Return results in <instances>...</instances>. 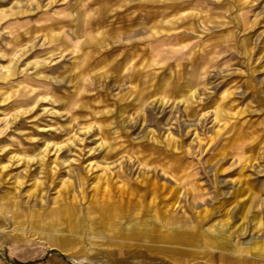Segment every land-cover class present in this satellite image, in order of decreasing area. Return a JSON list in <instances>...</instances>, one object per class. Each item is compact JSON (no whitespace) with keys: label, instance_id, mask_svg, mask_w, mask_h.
<instances>
[{"label":"rangeland","instance_id":"1","mask_svg":"<svg viewBox=\"0 0 264 264\" xmlns=\"http://www.w3.org/2000/svg\"><path fill=\"white\" fill-rule=\"evenodd\" d=\"M0 264H264V0H0Z\"/></svg>","mask_w":264,"mask_h":264},{"label":"crops","instance_id":"2","mask_svg":"<svg viewBox=\"0 0 264 264\" xmlns=\"http://www.w3.org/2000/svg\"><path fill=\"white\" fill-rule=\"evenodd\" d=\"M1 247H2V243H0V256H2Z\"/></svg>","mask_w":264,"mask_h":264}]
</instances>
